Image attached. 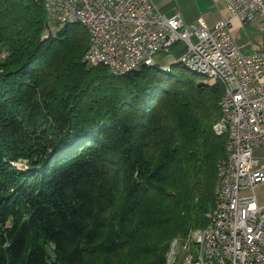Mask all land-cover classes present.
Instances as JSON below:
<instances>
[{"label":"trees","instance_id":"obj_1","mask_svg":"<svg viewBox=\"0 0 264 264\" xmlns=\"http://www.w3.org/2000/svg\"><path fill=\"white\" fill-rule=\"evenodd\" d=\"M48 21L0 0V264H165L217 204L223 86L180 59L114 74Z\"/></svg>","mask_w":264,"mask_h":264},{"label":"built area","instance_id":"obj_2","mask_svg":"<svg viewBox=\"0 0 264 264\" xmlns=\"http://www.w3.org/2000/svg\"><path fill=\"white\" fill-rule=\"evenodd\" d=\"M226 1L229 16L212 27L203 18L187 23L180 14L167 16L152 0H50V18L84 16L93 22L96 35L90 55L109 69L133 70L142 59H156L181 42L185 51L179 57L208 65L217 75H229L231 99L225 112L231 124H219L236 134L227 191H221L220 233L230 257H223L210 235L203 237L210 259L220 254L228 264H264V51L243 54L230 29L233 17L243 22L264 18V0ZM48 28L53 30L50 21ZM184 250L185 241L175 264L206 261L183 259Z\"/></svg>","mask_w":264,"mask_h":264},{"label":"bare ground","instance_id":"obj_3","mask_svg":"<svg viewBox=\"0 0 264 264\" xmlns=\"http://www.w3.org/2000/svg\"><path fill=\"white\" fill-rule=\"evenodd\" d=\"M44 5L47 11V18L50 23L55 22L59 27L65 26L66 24L79 22L81 23L88 31L89 35V44L86 52L84 53L83 59H87L88 63L97 64L98 62L94 55H90L95 44V35L96 28L93 22H90L89 19H86L84 16H74L67 19L63 18H50V0H44ZM185 65L189 68L194 69L201 73L205 79L210 82L220 81L224 85V92L219 101L221 115L217 122L214 125V130L219 134H226V157L221 161L218 168V182H217V191H218V203L213 209V211L208 213L209 221L206 226L198 227L191 230L189 235L185 240L180 238H175L172 241L170 249L167 253V261L165 264H175L176 260L182 255V246L185 241V250L183 252V259L203 258L206 261H194V264H216L214 261H220V264H228V260H220V254H213V259H210V253L208 252V245L206 239L203 235H210L212 241L215 242L218 250H223V257H230V249H225V240L224 236L221 235V222L224 212V193L221 191H227V175L230 174L231 168V153H233V145H236V134L234 130H226L222 124H231V115L228 112H225V107L228 105L231 99L230 92V80L229 75H217V71L214 68L208 67V65H201L197 60H190L185 57L180 59ZM155 62V59H142V62H139V67L142 64L151 65ZM114 74H123L128 72V70L123 68L110 69ZM206 80V81H207Z\"/></svg>","mask_w":264,"mask_h":264},{"label":"crops","instance_id":"obj_4","mask_svg":"<svg viewBox=\"0 0 264 264\" xmlns=\"http://www.w3.org/2000/svg\"><path fill=\"white\" fill-rule=\"evenodd\" d=\"M157 8L167 16L180 14L185 22L192 23L203 18L208 26L229 16L226 0H152ZM231 33L243 54L264 51V18L258 17L249 21H241L233 17ZM180 47L175 49V60L181 53ZM174 60V61H175Z\"/></svg>","mask_w":264,"mask_h":264},{"label":"rangeland","instance_id":"obj_5","mask_svg":"<svg viewBox=\"0 0 264 264\" xmlns=\"http://www.w3.org/2000/svg\"><path fill=\"white\" fill-rule=\"evenodd\" d=\"M219 21V20H218ZM217 21V22H218ZM216 22V23H217ZM215 23V24H216ZM214 24V25H215ZM52 25H53V30H56L55 28L57 27V24L55 23V22H52ZM213 25V26H214ZM210 27H212V26H210ZM194 40H196V38L194 37L193 38ZM180 47V49H181V53H180V55L185 51V46L184 45H182V43L181 42H177V43H175L173 46H172V48H171V50L170 51H167V52H161V53H159L157 56H156V64H157V66L158 67H169V66H172V68H175L176 69V65H171L173 62H174V60H175V58H176V55H173V53L175 52V49H178ZM4 54V53H3ZM179 55V56H180ZM178 56V58L176 59V60H179V59H181V57H179ZM3 57H5V55H3ZM201 75V74H200ZM200 79H202L204 82H207V83H210V84H214V83H220L221 85H222V83L220 82V81H217V82H210V81H208L207 79H205L203 76H200ZM207 80V81H206ZM223 86V89L225 88L224 87V85H222ZM225 90V89H224ZM224 92V91H223ZM223 95V94H222ZM218 120V119H217ZM217 134V133H216ZM218 135H221V134H218ZM223 136H226V134H223ZM227 137V136H226ZM227 141V140H226ZM18 165H20V164H18ZM217 180H218V174H217ZM216 195H217V203H218V200H219V195H218V191H217V181H216ZM262 190L260 189V188H258L257 189V194H258V196H259V198H260V200L262 201ZM217 205V204H216ZM215 209V208H214ZM211 211H213V210H211ZM211 211H208L207 213H206V216H207V219H208V221H209V217H208V213L209 212H211ZM208 221H207V224H208ZM206 224V225H207ZM205 225V226H206ZM196 228H198V227H195V228H191L190 229V231H189V233L191 232V230H193V229H196ZM188 233V234H189ZM187 236V235H186ZM175 238H179V237H175ZM175 238H173V240L175 239ZM172 240V241H173ZM171 244H172V242H171ZM171 244H170V246H171ZM170 249V248H169ZM169 251V250H168ZM166 261H167V256H166ZM166 263V262H165Z\"/></svg>","mask_w":264,"mask_h":264}]
</instances>
